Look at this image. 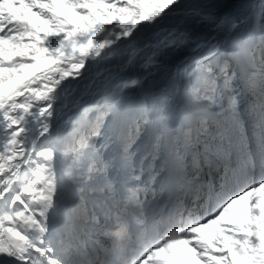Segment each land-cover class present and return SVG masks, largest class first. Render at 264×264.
<instances>
[{
  "label": "snow or ice",
  "instance_id": "obj_1",
  "mask_svg": "<svg viewBox=\"0 0 264 264\" xmlns=\"http://www.w3.org/2000/svg\"><path fill=\"white\" fill-rule=\"evenodd\" d=\"M229 7L0 0V264H264V3Z\"/></svg>",
  "mask_w": 264,
  "mask_h": 264
},
{
  "label": "bare ground",
  "instance_id": "obj_2",
  "mask_svg": "<svg viewBox=\"0 0 264 264\" xmlns=\"http://www.w3.org/2000/svg\"><path fill=\"white\" fill-rule=\"evenodd\" d=\"M260 2L261 0H227V3L229 4V11L232 14H236L237 16H243L249 13H255L260 8ZM252 11V12H251ZM213 31L206 27L196 26L191 30V35L194 39L198 38L197 42L204 44L206 40L211 39V37L214 35ZM166 33L161 34V39L166 36ZM206 47V45H205ZM191 50V45L189 47H186L182 52L179 53H171L168 56H158L156 58V63L149 67L148 69H143L140 67H135L134 69H130L127 72L123 73L120 78L122 79H128V78H138L143 83L146 81L145 77L150 78L154 75L158 74H166L167 72H170V69L172 68L171 64L173 62L181 61V59L184 56H187ZM162 59V62H159V59ZM101 70H103L104 65L99 66ZM93 75L96 73V68L94 67ZM152 73L151 76H148V73ZM162 78V77H161ZM164 78V77H163ZM148 82V81H147ZM65 83H68L66 81ZM72 84H75V81L71 82ZM83 93V88L81 87L76 93V96H79ZM89 99V97H85V100ZM67 115V114H66Z\"/></svg>",
  "mask_w": 264,
  "mask_h": 264
},
{
  "label": "rangeland",
  "instance_id": "obj_3",
  "mask_svg": "<svg viewBox=\"0 0 264 264\" xmlns=\"http://www.w3.org/2000/svg\"><path fill=\"white\" fill-rule=\"evenodd\" d=\"M191 2L192 3H196V2H198V0H191ZM262 3H264V0H261V2H260V8H261V6H262ZM260 8L255 12V13H258L259 12V10H260ZM252 12V11H251ZM253 13V12H252ZM159 62H162V59L160 58V60H159ZM173 64H171V66H172Z\"/></svg>",
  "mask_w": 264,
  "mask_h": 264
}]
</instances>
